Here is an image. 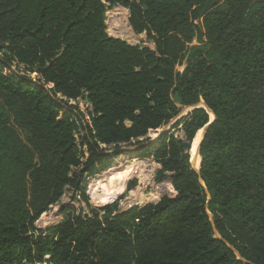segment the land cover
Returning a JSON list of instances; mask_svg holds the SVG:
<instances>
[{
	"label": "trees",
	"instance_id": "16d2710c",
	"mask_svg": "<svg viewBox=\"0 0 264 264\" xmlns=\"http://www.w3.org/2000/svg\"><path fill=\"white\" fill-rule=\"evenodd\" d=\"M114 5L153 49L107 33ZM172 96L215 114L199 176L188 150L203 107L176 119L183 138L165 129L140 145L175 195L119 212L64 205L33 232L65 188L105 166L104 146L176 117ZM78 98L87 114L67 101ZM0 264H264V0H0Z\"/></svg>",
	"mask_w": 264,
	"mask_h": 264
},
{
	"label": "rangeland",
	"instance_id": "374dc122",
	"mask_svg": "<svg viewBox=\"0 0 264 264\" xmlns=\"http://www.w3.org/2000/svg\"><path fill=\"white\" fill-rule=\"evenodd\" d=\"M129 11L122 5H114L106 11V31L113 37L120 38L130 44H139L154 48L152 41L147 39L145 33L136 34L128 23ZM21 75L36 77L35 73L25 72L23 67L13 65ZM184 66H177V70H183ZM173 100L180 107L176 117L170 120L166 130L173 131L174 135L183 138V133L179 128H173L176 119L187 114L191 108L182 107L178 103V98L172 96ZM72 104L73 110L77 113L87 114L91 106L83 98L76 100H67ZM210 117L209 113V119ZM162 126V127H164ZM161 128L148 131L145 139L140 138V142L122 143L117 147L104 146L106 151L105 166L101 169H91L85 171L81 176L79 185L82 189L67 187L60 199L49 206L33 222V232L44 231L50 226L58 224L63 217L62 206L69 205L76 211L88 213L91 208L101 209L103 203L109 202L114 205L116 212L123 211L134 205L144 206L149 203L157 202L163 195L173 196L174 187L167 176L161 181H156V170L160 164L156 162L152 154L147 155L144 145L152 142L161 133ZM202 135V128L199 129L190 145L189 161L192 166L193 158L191 157L193 148L197 140ZM83 135V130L75 134L79 139ZM150 140V141H149ZM140 146V147H137ZM117 150V151H115ZM115 151V152H113ZM199 157V159H198ZM197 157L196 163H200L201 156ZM81 167L75 169L79 173ZM138 200H143L142 202ZM107 204V205H109Z\"/></svg>",
	"mask_w": 264,
	"mask_h": 264
},
{
	"label": "water",
	"instance_id": "95a60500",
	"mask_svg": "<svg viewBox=\"0 0 264 264\" xmlns=\"http://www.w3.org/2000/svg\"><path fill=\"white\" fill-rule=\"evenodd\" d=\"M129 23V22H128ZM130 26V25H129ZM111 36V35H110ZM191 109L195 108V107H203L205 108V110L210 113L212 115V118L209 119L208 123H206L203 127H202V135L198 141V143L196 144V149H195V153H194V158H193V162H192V168L196 171V173L198 174L199 176V168H200V163H196V160H197V157L200 155L199 154V148H200V144L202 142V139L204 138L205 134H206V131L209 127V125L211 124V122L215 119V114L208 108V106L205 104V102L203 100L199 101L197 104H194L192 106H189ZM166 129V126L162 127L161 129V132L164 131ZM151 130H154V129H151ZM117 151V150H115ZM201 160V158H200ZM199 182L204 186V183H203V180L199 177L198 178ZM173 193H176L175 190H173ZM175 195V194H174ZM109 204V202H106V203H103L102 206H105ZM143 206V205H142ZM210 215V220H211V223H212V229L214 230V233L215 235H217V231H216V228L213 224V220H212V215L209 213ZM227 245L229 246V248L237 255L238 258H240L239 254L237 253V250L231 245L229 244L228 242H226Z\"/></svg>",
	"mask_w": 264,
	"mask_h": 264
},
{
	"label": "bare ground",
	"instance_id": "6f19581e",
	"mask_svg": "<svg viewBox=\"0 0 264 264\" xmlns=\"http://www.w3.org/2000/svg\"><path fill=\"white\" fill-rule=\"evenodd\" d=\"M211 116H212V115L210 114V117H211ZM200 137H201V134H200ZM200 137H199V139H200ZM199 139L197 140L196 144L198 143ZM196 144H195V146H194V148H193V151H192V155H191L192 158L194 157V153H195V149H196ZM198 159H199V157H198Z\"/></svg>",
	"mask_w": 264,
	"mask_h": 264
}]
</instances>
